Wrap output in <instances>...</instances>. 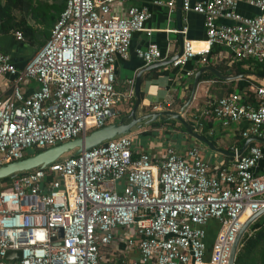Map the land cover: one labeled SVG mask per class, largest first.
Listing matches in <instances>:
<instances>
[{"label":"built area","instance_id":"1","mask_svg":"<svg viewBox=\"0 0 264 264\" xmlns=\"http://www.w3.org/2000/svg\"><path fill=\"white\" fill-rule=\"evenodd\" d=\"M127 1L65 0L49 38L21 70L0 44V84L7 80L0 98V168L107 126L115 108L131 102L133 81L125 93L115 91L116 60L128 58L133 34L150 38L152 30L145 27L147 8L115 11ZM175 2L166 3L170 11ZM248 5L257 15L238 14L235 0H182L183 12L203 17L206 39L197 49L184 40L169 64L206 63L215 46L237 60L263 63L264 0ZM13 35L24 42L21 32ZM135 54L145 66L167 62L154 42ZM254 95V104L235 93L222 96L194 117L264 142V87ZM134 140L118 136L0 180V264H100L101 251L120 230L138 255L120 264H229L244 224L264 212V174H253L262 149L234 150L231 168L212 171L198 147L134 158ZM212 222L217 231L210 243Z\"/></svg>","mask_w":264,"mask_h":264},{"label":"crops","instance_id":"2","mask_svg":"<svg viewBox=\"0 0 264 264\" xmlns=\"http://www.w3.org/2000/svg\"><path fill=\"white\" fill-rule=\"evenodd\" d=\"M156 1L158 0H128L122 6L115 8V11L121 14L129 6L147 8L151 17L146 22L145 27L152 30L150 38H147L144 32L133 34L128 58L125 60L117 58L115 64V91L120 94L125 93L128 88V81H133L135 96V82L137 76H139V92L141 97L139 108L142 109L143 114L155 112H173L179 114L184 105L189 101L195 74L200 69L205 68L199 77L193 98L189 105L184 108L181 117L187 122L191 130L205 138L212 145V148L189 136L180 122L167 124L169 123L168 121L173 119H164L166 123L164 127L159 128L154 126L151 129H143L133 135L130 134L131 132L127 134L136 140V143L134 141V153L138 155L141 152H146L158 156L163 153L165 154L168 147H174L182 152L195 146L201 150L203 160L210 165L212 171H216L220 168H231L234 163V150H238L244 154L247 152L249 145H254L262 149L263 156L253 169V174L256 176L263 175L264 142L244 139L240 131L236 128L234 129V127L223 129L219 127V124L215 125L214 122H209L205 119L197 122L198 120L195 119L194 114L196 111L204 109L208 102L232 93L240 95L245 99L247 104H254V90L257 87H264V62L258 63L251 59L237 60L227 48L215 46L212 47L206 63H202L200 58H194L180 68H173L170 64L165 63L145 66L136 57L135 51L137 49L144 50L149 41L157 44L162 56L168 61V59L170 60V58L180 52L184 40L192 41L194 45H204L206 39L203 17L201 15L192 12L185 13L182 9H180V12H177V0L174 9L171 11L166 5L169 0H159L164 2V6L155 5L154 2ZM235 1L237 3L236 12L241 16L253 17L257 15L258 11L248 5L249 0ZM217 23L222 25L232 24L224 19L218 20ZM182 29H186L185 34L179 33ZM13 33L5 36L1 35L0 44L4 51L12 57V61L16 67L21 70L35 49L32 50L25 40L22 43L17 42L14 39ZM5 39L11 40L10 46H5L2 43V40ZM20 47L27 49L23 53H20ZM258 65L260 71L256 73L255 68ZM207 68L214 70L226 79L218 78ZM189 72L193 74L187 76L186 73ZM6 81V79L3 82L1 81L0 98L4 96L3 92L7 90ZM239 82H245L248 85L244 89H239ZM32 87L35 88L36 86L32 85ZM128 104H132L133 106L134 98ZM129 112L130 110L127 113H118L116 111V117L123 119L124 115H128ZM186 115L188 118H186ZM157 121L150 124L157 125ZM240 127L243 129L245 124H241ZM142 136L144 139L141 138ZM247 140L249 142L246 144ZM263 218L264 214L259 216L249 226L248 230L255 231V224L261 220H263L261 221L263 223ZM213 227H217L216 222L210 223L207 228L210 243L217 231L216 228L213 232ZM123 238L122 230L118 231L116 240L109 247L110 251L107 254L109 256H105V260L100 264H120L122 260H136L138 258L137 252L129 249L125 245Z\"/></svg>","mask_w":264,"mask_h":264},{"label":"water","instance_id":"3","mask_svg":"<svg viewBox=\"0 0 264 264\" xmlns=\"http://www.w3.org/2000/svg\"><path fill=\"white\" fill-rule=\"evenodd\" d=\"M181 2H182V0H177V2H176L177 12H180ZM177 19H178V17H177ZM178 23H179V21H178ZM178 27H180V26H178ZM181 51H182V47H181L178 55L181 54ZM169 63H170V61L165 62V64H169ZM207 69L209 71H211L212 73H214L218 78L226 79L225 77H222L220 74H218L214 70H210L209 68H207ZM204 70H205V68L200 69L195 74L191 96L189 98L188 103L186 105H184V107L182 108V110L179 114L173 113V112H155V113L145 114V115L140 116V117H136L135 113H136V111L139 108L140 103H141V97H140V92H139L140 77L137 76L136 82H135V96H134L133 108L127 116H125L123 119H121V121L119 123H111V124L101 128V129L92 131L91 133H89L86 136H82V137L76 138L75 140L59 144L55 147H52V148H49L45 151L39 152L33 156L27 157L21 161H17V162L8 164L6 166H3L0 168V180L8 178V177H13L17 173L30 171V170H33L36 168L46 167L47 165L57 161L59 158H61L62 156H64L65 154H68V153L73 152L74 154H80L84 151H88V150L95 148L96 146H98V145H100L106 141H109L113 138L129 134L131 132V129L137 124H140L142 122H145L146 124H150V123L158 120L159 118L161 120H164V119H175V120H177L178 122H180V124L184 128L185 132L189 136H191L192 138H194V139L198 140L199 142H202V143H204L207 146L212 148V145L205 138H203L202 136L193 132L191 130L190 126L187 124V122L184 121L181 117V114L184 111V108L189 105V103L191 102V100L193 98L195 89H196L197 84L199 82V77ZM228 79H230V78H228ZM248 142H249V140H247L246 144ZM262 214H264V212H260L259 214L254 215L242 227V229H241V231H240V233H239V235H238V237L234 243L229 264H234L235 257L237 255V251H238V246L240 244L241 238L244 236V233L248 230L249 226Z\"/></svg>","mask_w":264,"mask_h":264},{"label":"trees","instance_id":"4","mask_svg":"<svg viewBox=\"0 0 264 264\" xmlns=\"http://www.w3.org/2000/svg\"><path fill=\"white\" fill-rule=\"evenodd\" d=\"M64 7L65 0H0V36L19 31L26 43L37 50L49 38ZM255 70L260 71L259 65ZM247 85L239 82L238 87L244 89ZM235 263L264 264V222L257 223L255 231L242 241Z\"/></svg>","mask_w":264,"mask_h":264},{"label":"rangeland","instance_id":"5","mask_svg":"<svg viewBox=\"0 0 264 264\" xmlns=\"http://www.w3.org/2000/svg\"><path fill=\"white\" fill-rule=\"evenodd\" d=\"M60 1V0H59ZM31 24H32V22H30ZM2 43L5 45V46H10L11 44V40L10 39H5V40H2ZM29 47L32 49V50H34L35 49V47L33 46V47H31L30 45H29ZM25 49H27V48H24V47H20L19 48V52L20 53H23V51L25 50ZM132 108H133V106H132V104H120V105H118L116 108H115V110L119 113H127L128 112V110H132ZM188 109V108H187ZM130 113V112H129ZM128 113V114H129ZM135 115H136V117H140V116H143V115H145V114H143V111H142V109L141 108H138L137 109V111H136V113H135ZM125 116H127V115H124V117ZM186 118H188V116L186 115ZM121 121V119L120 118H117L116 116L115 117H113V118H111V119H109L108 120V125L109 124H111V123H119ZM169 123H167V124H172V123H179L177 120H175V119H173V120H170V121H168ZM156 123H158L157 125H152V124H146L145 122H142V123H140V124H137V125H135L132 129H131V135H133V134H136L137 132H139V131H141V130H143V129H151L152 127H154V126H157V127H159V128H161V127H164L165 126V122H164V120H161L160 118L158 119V121L156 122ZM161 130H163V129H161ZM155 133V132H154ZM160 133H162L161 131H160ZM218 133V132H217ZM159 134V133H158ZM161 135H163V134H161ZM139 138V137H138ZM141 138H143L144 139V137L142 136ZM135 141V143H136V140H134ZM198 144V143H197ZM202 145V144H201ZM204 146V145H203ZM205 147V146H204ZM208 150H209V148H207ZM209 151H211V150H209ZM73 153V152H72ZM72 153H68V154H65L63 157H67V156H69V155H71ZM29 154H32V152L31 153H29ZM4 182H7V180L6 181H4ZM264 219V218H263ZM261 221H263V220H261ZM260 221V222H261ZM256 225H257V223L255 224V227H256ZM208 228V227H207ZM216 228L217 227H213L212 229H213V232L216 230ZM212 232V233H213ZM254 231H250V230H248V232H247V234L249 235L250 233L252 234ZM244 239H245V237H244ZM243 239V240H244ZM109 251H110V248L108 247V248H105V249H103L102 251H101V261L100 262H103V260H105V256H109V255H107L108 253H109Z\"/></svg>","mask_w":264,"mask_h":264},{"label":"bare ground","instance_id":"6","mask_svg":"<svg viewBox=\"0 0 264 264\" xmlns=\"http://www.w3.org/2000/svg\"><path fill=\"white\" fill-rule=\"evenodd\" d=\"M202 46H204V45H194V47L197 49V48H199V47H202ZM245 218H247V214H245L244 216H243V218H242V220H244Z\"/></svg>","mask_w":264,"mask_h":264}]
</instances>
